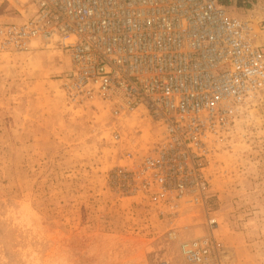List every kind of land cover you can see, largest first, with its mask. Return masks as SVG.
I'll return each mask as SVG.
<instances>
[{"label":"rangeland","instance_id":"1","mask_svg":"<svg viewBox=\"0 0 264 264\" xmlns=\"http://www.w3.org/2000/svg\"><path fill=\"white\" fill-rule=\"evenodd\" d=\"M229 6L251 14L264 41V0ZM16 7L29 12L3 3L0 19H22ZM70 62L40 42L0 51V264H188L180 243L214 216L221 264H264V103L211 144L206 200L179 199L172 220L171 201L152 202L118 174L127 152H150L158 128L71 102Z\"/></svg>","mask_w":264,"mask_h":264},{"label":"built area","instance_id":"2","mask_svg":"<svg viewBox=\"0 0 264 264\" xmlns=\"http://www.w3.org/2000/svg\"><path fill=\"white\" fill-rule=\"evenodd\" d=\"M3 3L29 12L16 7L22 19H0V51H28L34 42L61 49L71 60L63 74L71 102L122 121L146 117L158 128L150 152H127L119 169L135 193L171 201L172 220L179 199L206 200L211 144L243 109L264 103V41L251 14L220 0ZM207 224L180 243L188 264H221L218 219Z\"/></svg>","mask_w":264,"mask_h":264},{"label":"trees","instance_id":"3","mask_svg":"<svg viewBox=\"0 0 264 264\" xmlns=\"http://www.w3.org/2000/svg\"><path fill=\"white\" fill-rule=\"evenodd\" d=\"M222 3L229 5L232 0H220Z\"/></svg>","mask_w":264,"mask_h":264}]
</instances>
